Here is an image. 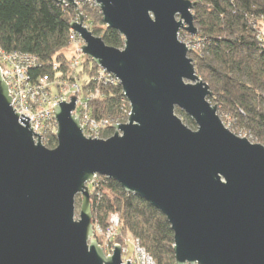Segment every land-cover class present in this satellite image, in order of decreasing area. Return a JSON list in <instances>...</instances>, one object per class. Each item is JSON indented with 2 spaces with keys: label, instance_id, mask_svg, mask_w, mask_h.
Segmentation results:
<instances>
[{
  "label": "water",
  "instance_id": "1",
  "mask_svg": "<svg viewBox=\"0 0 264 264\" xmlns=\"http://www.w3.org/2000/svg\"><path fill=\"white\" fill-rule=\"evenodd\" d=\"M55 1L75 8L83 54L119 81L130 114L112 136L88 137L78 97L62 100L58 144L49 148L14 108L0 66V264H123L120 245L107 256L95 238L90 184L98 176L166 216L176 264H264V144L232 131L209 100L179 37L198 34L194 2L83 0L124 37L120 49L85 25L77 0Z\"/></svg>",
  "mask_w": 264,
  "mask_h": 264
},
{
  "label": "trees",
  "instance_id": "2",
  "mask_svg": "<svg viewBox=\"0 0 264 264\" xmlns=\"http://www.w3.org/2000/svg\"><path fill=\"white\" fill-rule=\"evenodd\" d=\"M192 1L198 34L182 29L180 35L191 37L192 44L201 43L191 52L199 75L210 85L209 100L218 106L221 117L223 112L232 115V130L236 127L264 144V46L257 37L258 30H264V0ZM83 3L82 12L94 34L110 46L123 48L124 37L105 25L100 8L91 1ZM75 18L73 6L55 0H0V50L37 58L28 71L29 85L38 87L47 80L52 93L62 86L59 82L76 83L91 119L123 123L130 104L122 85L82 52L77 50L79 57L66 54L79 38L71 26ZM76 58L80 64L74 66ZM177 113L195 126L184 111L178 108ZM113 133L112 123L103 130L104 138ZM57 144L53 135L46 146ZM96 184L94 223L106 226L111 213L119 212L122 234L131 232L140 239L157 264H176L174 231L166 216L143 198L126 192L114 179L102 176Z\"/></svg>",
  "mask_w": 264,
  "mask_h": 264
},
{
  "label": "built area",
  "instance_id": "3",
  "mask_svg": "<svg viewBox=\"0 0 264 264\" xmlns=\"http://www.w3.org/2000/svg\"><path fill=\"white\" fill-rule=\"evenodd\" d=\"M257 37L261 45L264 46L263 29L258 30ZM77 43L79 44L77 48L78 51L82 52L80 36L78 40H76V44ZM36 63L37 58L35 57L20 53H5L0 50V66L3 71V75L10 86L14 108H16V111L20 113L21 116L23 114L30 118V123L32 127H34V132L41 136L43 143L49 144L51 136H56L58 130L54 106L59 102V100H64V96L62 93L59 97H54V94L49 90L50 83L47 80H43L38 87L29 85L28 71ZM4 64H7V68H4ZM73 64L74 66L79 65V58H76ZM115 81L119 82L114 77L113 82ZM73 88L76 89V91H79L77 84H74ZM81 104V106L85 109L86 106H83L84 102ZM83 110L77 111V113L80 112V118L85 134L88 137L104 138L103 130L110 124L108 120L97 121L91 119L90 116L83 119L81 114L83 113ZM240 135L242 134L240 133ZM35 139L37 140L38 137H35ZM100 177L101 176L95 178L92 183L94 187L97 185L96 183ZM121 225L122 216L119 212L111 213L106 226H104L105 228L101 225H96L98 231H95V238L104 249L106 255H113L116 245H120L122 252L124 254H130L131 256L130 259H127L126 254L123 264H128V260L131 264H157L154 257L142 245L141 240L133 234L129 235V233H127V236L124 240H122V243H114L115 236L117 237L122 234ZM130 244L134 247L132 252L129 248Z\"/></svg>",
  "mask_w": 264,
  "mask_h": 264
},
{
  "label": "rangeland",
  "instance_id": "4",
  "mask_svg": "<svg viewBox=\"0 0 264 264\" xmlns=\"http://www.w3.org/2000/svg\"><path fill=\"white\" fill-rule=\"evenodd\" d=\"M78 1V3L80 4V9H81V11H82V7H83V1H81V0H77ZM91 2H94V1H91ZM96 5V4H95ZM83 14H84V12H82ZM102 13V12H101ZM85 15V14H84ZM103 16V15H102ZM89 18L86 16V19H85V25L88 27V25H87V20H88ZM91 19V18H90ZM75 20H78V16H77V18H75L73 21H75ZM91 21H94V19L92 20L91 19ZM95 22V21H94ZM95 25L96 26H98V24L97 23H95ZM89 28V27H88ZM90 29V28H89ZM90 30H92V29H90ZM93 31V30H92ZM186 31V30H185ZM98 36V35H97ZM101 37V36H100ZM179 37H180V39L182 40V41H184V42H186L189 46H190V48L191 49H199L200 47H201V43H199V42H196V43H194V44H192L191 43V37H189V36H187V35H179ZM81 47L84 45V41L81 39ZM79 46V44L77 43L76 44V42L73 44V45H71V47L69 48V49H67L66 50V54L68 55V57L70 58V57H73V56H77V57H79L80 56V54L79 53H77V47ZM189 56L191 57V58H193V54H192V52H191V50H190V52H189ZM4 68H7V64H4ZM60 83V85H62V86H60V87H55V90L56 91H54V92H52L53 94H54V97H56V96H60L62 93H63V96H64V100H66V101H70V99L73 97V96H77L78 97V104H77V111H80V110H83L84 108L81 106L82 104L81 103H83L84 102V104H83V106H86L85 107V109L83 110V113H81L82 114V116H83V119L84 118H86L87 116H89V114H88V112H87V109H88V103L86 102V101H84L83 100V97H82V95H80V94H78V92L79 91H76V89H74L73 88V85L74 84H76V83H70V82H59ZM60 101H62V100H59V102ZM224 114H222V116L223 117H221L222 118V120L224 121V123L226 124V126L227 127H229L230 128V125H232L233 124V119H232V115H230L229 113H226V112H223ZM129 114H130V111H129ZM128 114V115H129ZM77 115H79L80 116V112L79 113H77ZM183 119H184V121L185 122H187V124H189L188 123V121H186V119L182 116V115H180ZM129 117V116H128ZM127 120H128V118H127ZM127 120L125 121V122H127ZM85 121V120H84ZM82 122V121H81ZM108 122L111 124L112 123V125H114V124H119L120 122H114V121H110V120H108ZM190 125V124H189ZM191 126V128H193V129H196L197 128V125L195 124V126L194 125H190ZM231 129V128H230ZM232 130V129H231ZM235 130V131H234ZM234 130H232V131H234L236 134H238V135H240V132L238 131V129L236 128V127H234ZM239 132V133H238ZM115 133V132H114ZM113 133V134H114ZM241 134L242 135H240V136H242V137H247V138H249L252 142H254V143H258L257 141H256V139H254V137H252L250 134H246L244 131L243 132H241ZM87 136V135H86ZM104 139H106V138H104ZM45 145H46V143H44ZM95 188L96 187H94L92 184H90V189H91V194L93 193V191L95 190ZM91 200H92V198H91ZM81 202H82V195H78L77 196V198H76V217L78 218L79 217V215H80V210H81ZM102 227H104L103 225H101ZM97 226H96V224L94 223V232L95 231H98L97 230V228H96ZM105 228V227H104ZM127 233H129V235L130 234H132L131 232H126V233H123V234H121L120 236H115V239H114V243L116 242V243H122V240H124L125 238H126V236H127ZM130 250H131V252L134 250V247H133V245L132 244H130ZM126 254L127 253H123L122 252V262H123V260H124V258H125V256H126ZM114 255V254H113ZM112 256V255H111ZM127 259H130L131 258V256H130V254L128 255L127 254Z\"/></svg>",
  "mask_w": 264,
  "mask_h": 264
},
{
  "label": "bare ground",
  "instance_id": "5",
  "mask_svg": "<svg viewBox=\"0 0 264 264\" xmlns=\"http://www.w3.org/2000/svg\"><path fill=\"white\" fill-rule=\"evenodd\" d=\"M114 132H115V129H114Z\"/></svg>",
  "mask_w": 264,
  "mask_h": 264
}]
</instances>
